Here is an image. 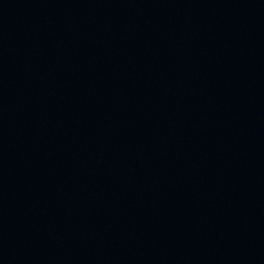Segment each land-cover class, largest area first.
Returning <instances> with one entry per match:
<instances>
[{
    "label": "water",
    "instance_id": "obj_1",
    "mask_svg": "<svg viewBox=\"0 0 264 264\" xmlns=\"http://www.w3.org/2000/svg\"><path fill=\"white\" fill-rule=\"evenodd\" d=\"M0 264H264V0H0Z\"/></svg>",
    "mask_w": 264,
    "mask_h": 264
}]
</instances>
